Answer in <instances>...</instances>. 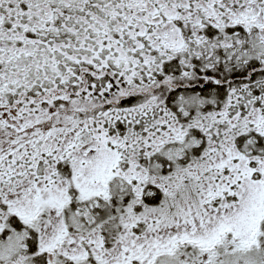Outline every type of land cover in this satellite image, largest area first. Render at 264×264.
Listing matches in <instances>:
<instances>
[{"label": "snow or ice", "instance_id": "obj_1", "mask_svg": "<svg viewBox=\"0 0 264 264\" xmlns=\"http://www.w3.org/2000/svg\"><path fill=\"white\" fill-rule=\"evenodd\" d=\"M0 264H264V0H0Z\"/></svg>", "mask_w": 264, "mask_h": 264}]
</instances>
